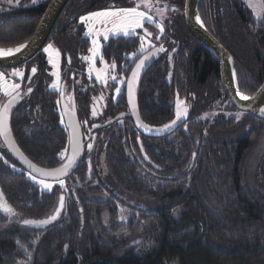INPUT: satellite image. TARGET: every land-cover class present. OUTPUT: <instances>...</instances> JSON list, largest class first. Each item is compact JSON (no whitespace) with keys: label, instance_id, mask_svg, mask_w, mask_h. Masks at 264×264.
<instances>
[{"label":"trees","instance_id":"trees-1","mask_svg":"<svg viewBox=\"0 0 264 264\" xmlns=\"http://www.w3.org/2000/svg\"><path fill=\"white\" fill-rule=\"evenodd\" d=\"M184 1L157 3L166 8L158 18L164 32L157 40L158 29L149 26L156 58L136 96L140 121L149 128L169 124L183 101L188 112L175 131L144 136L131 119H122L109 127L106 153L98 159L86 154L64 188L50 193L27 179L0 141V203L16 213L0 210V264H264V120L230 117L240 112L222 89L218 61L188 32ZM127 2L69 0L49 44L76 49L82 33L63 31L94 8ZM45 7L16 8L11 15L0 9V48L27 42ZM197 7L206 30L233 59L236 86L253 96L264 80V20L249 15L241 0H199ZM88 45L82 41L84 52ZM161 45L164 51L156 52ZM139 46L137 37L112 38L102 56L120 72L122 63L133 65L126 57ZM66 90L73 99L72 87ZM45 95L38 96L39 112L33 106L30 116L17 113L8 124L20 152L53 169L62 163L67 135L57 123L55 93ZM119 100L110 115L127 110L124 88ZM61 196L56 222L43 230L23 223L49 217ZM118 206L128 212L127 221Z\"/></svg>","mask_w":264,"mask_h":264},{"label":"flooded vegetation","instance_id":"flooded-vegetation-1","mask_svg":"<svg viewBox=\"0 0 264 264\" xmlns=\"http://www.w3.org/2000/svg\"><path fill=\"white\" fill-rule=\"evenodd\" d=\"M24 1L26 0H22L21 3L14 2L12 4H9L7 0H0V9L7 10L8 12H10L8 14L11 15L14 12V9L16 8L28 9L26 8L27 3H25ZM28 1L29 0H27V2ZM121 5L123 6L125 4H121ZM122 6L121 7L112 6V8H123ZM244 8L247 10V12L250 15L251 13L248 7L246 6V4ZM79 18L76 20L75 24H73L75 25V27L72 29V31L68 30L66 32L64 31L62 32L65 35H68V33L70 32V34L72 35L74 34L75 36H80L82 33L81 39L80 40L76 39L74 41V43L76 44V49L72 48V50L65 52L63 51L65 50V47L63 45L60 46V49L62 47L64 48V49L62 48L63 49L62 51H59L57 48L54 47L58 51L61 60V65L59 69V79L57 80L58 83L57 86L60 89L59 91L56 89H51L52 88L51 85L53 83V77L51 76L52 71L47 63L46 56L41 51L22 66L8 70L0 69V73H5L6 74L5 77L8 80H10V83H19L21 85L20 89L18 90L20 95L17 98V101L15 102L16 106L10 114L11 118L17 113H24V112L28 113L30 116L33 106H34L33 113L35 114L39 112L41 108L39 105L43 104V101L41 99L39 100L38 96L39 95L42 96L43 94L45 95V93L48 92L55 93L54 105L56 106L55 112L57 114V123L64 129L67 135L66 148L62 151L64 153V159L62 160V162L65 161L68 155V148H69V136L64 121V117L66 115L69 116L71 115L72 120L79 125L78 139H79V143L83 148L82 159L86 154H90L91 158L98 159L103 153H106V151L110 146V138H111L109 127H111L113 124L103 129H96L92 132H90V130L92 129V127H98L105 124L107 121L114 118L117 114L124 113L123 111H118L114 114H111L112 115L111 116L110 115L112 109L111 107L115 106L117 102L120 101L119 96L122 93L123 88L125 93L126 79L132 67L137 62V60L146 53H148L150 49L155 47L151 37L149 38L150 41L149 43L152 44V46L151 45L148 46L146 51H144L141 54L139 52V48H140L139 46L137 51L130 53L126 57L130 65L135 60L133 65L130 67V69L127 63L126 64L122 63V69L119 72L116 65L114 74H116L119 78L123 77L124 80L120 94L116 99H114L111 96L112 84L108 83L106 85H98L94 82L93 79H89L85 76L86 63L84 62L82 57H84L88 53L90 48V41L88 40L87 37L83 36L84 27L81 24H79ZM83 40H87L89 44L85 52L82 49ZM109 40L105 43L104 42L102 43V47L100 50V56L103 58L104 61L106 60L102 56V48L104 45H106L109 42ZM60 53H64V54L61 55ZM133 54H136L135 58H132ZM33 68H36V72L34 74L32 73ZM128 69L129 71L127 75H125V72ZM14 70L22 71L24 73L23 78L12 77V76L10 77L8 74H11ZM29 77H31V79H29ZM67 86L69 88L72 87L74 92L73 94L74 100L72 98L70 99V92L69 90H66ZM29 88H31V92L28 91ZM61 91H63L64 93L63 96H61ZM68 92L69 94H67ZM8 100L9 97L7 96L5 97L2 96V98L0 97V107H2V105L5 104V102ZM124 101L126 104V99ZM127 110L125 112H127ZM74 111L76 114V121H75V117L72 116ZM94 111L96 115H93ZM68 121H69V117L68 120L66 119V122ZM89 144L92 145L91 149L88 148ZM66 149L67 151H65Z\"/></svg>","mask_w":264,"mask_h":264},{"label":"snow or ice","instance_id":"snow-or-ice-1","mask_svg":"<svg viewBox=\"0 0 264 264\" xmlns=\"http://www.w3.org/2000/svg\"><path fill=\"white\" fill-rule=\"evenodd\" d=\"M9 4L13 3V0H7ZM18 3L19 0H16ZM33 3H36V0H32ZM156 3H159V0H156ZM248 6L253 9L254 14L257 15L258 19L264 20V15H261V13H264V2H257L252 3L251 0H249ZM154 5L152 0H136V4L133 7H124V8H110L107 10L102 11H96L93 13H90L88 16H82L80 18L81 23H85L86 26V36L89 37H95L92 39V48L89 49V52L91 53V57H82V59L86 61H91L89 66V72L95 71L96 73V79L98 81L104 80L105 83H107V79L105 78V73L110 72L111 70L116 68V64L113 62L110 66L106 65L104 69L96 70L95 68V60L94 58L100 54V48L101 44L98 39L99 36L103 35L104 41H108L110 36L113 38H119L121 35L126 39H132L138 36L137 29H141L143 31V35H139L140 40V48L139 52L142 54L145 50V44L148 42L146 40L147 37H151L152 33L148 30L147 25H154V27L158 28L160 30V33L163 34L164 28L162 26V23L159 21H155L152 13ZM166 7V5H165ZM157 13L161 16L163 15V8H157ZM196 22L200 25L201 28L204 27V24L200 20V17H196ZM102 26V27H97ZM156 39L159 40L160 36H156ZM25 44H20L17 47H9V48H0V57H9L14 55L15 53H19L21 49L25 48ZM52 48V45H49L44 49L46 53L50 51ZM164 51L163 46L161 45L159 48L156 49V52H162ZM155 53H150L149 55H154ZM58 55V53H57ZM136 54H133L132 58H135ZM149 59V56H144L143 59H140L138 63H136L135 68L132 70L131 77L127 80L128 85V96H129V104L132 105V110L135 113V106L132 103L133 98V83L136 81L140 75V72L145 67V61ZM101 63H104L103 58L101 57ZM49 63L52 65L53 69H57L56 62L50 57ZM36 72V68L32 69V73L34 74ZM5 73H0V91L3 92V94L7 97H9V100L6 104H3L2 107H0V136L5 137L6 142L10 144V148L14 150V152L19 156L22 162L28 164L30 168L33 169V171L39 173L42 177L51 178L52 180H55L59 183L61 188H64V180L61 179V177L68 175L69 171L73 168V166L77 162V157L79 156L80 152V145H79V125L75 123L71 115L69 116V123L68 127L72 130L70 135V145H71V154L67 156L66 162L62 163V165L58 168H55L53 170H44L37 168L34 164H32L30 161L27 160L26 157H24L23 153H20L19 149L15 147L14 142L10 141V130L8 127V113L12 107V105L17 101V98L19 97V89L21 85L19 83H9L5 79ZM51 75L56 76L57 80L59 79L58 71H53ZM12 77H19L23 78L24 73L19 70H14L11 73ZM236 75L235 72H233V79L235 80ZM31 79V77H29ZM112 80H117L116 75L111 76ZM121 82H123L124 78H119ZM53 89L60 90L57 86V83H53L51 85ZM29 92H31V88L28 89ZM116 91L119 93L121 90L119 88L116 89ZM64 93L61 91V96H63ZM235 95L239 98L240 101H249L254 99L255 97H250L243 92L239 90L237 87V90L235 92ZM59 103V101H58ZM183 101H177L176 104V114L175 119L172 120L169 124L163 125L162 128L157 129L158 132H163L166 129H169L177 124V122L187 114L188 109L187 107L181 108V105L183 104ZM260 114L264 116V108L260 109ZM93 115H96L95 111L93 112ZM215 115V113H213ZM241 113L235 114V120L239 121L241 119ZM137 123L139 127H142L145 131H149V126L147 124H143L139 121V116L137 115ZM92 145L89 144L88 148L91 149ZM142 150V149H141ZM67 151V149L65 150ZM62 160L64 159V153H61ZM147 159V157H145ZM7 164L8 162L5 161ZM34 179V177H30ZM37 183H39L43 188L51 190L52 186L51 184L45 182L44 179L38 180ZM0 201H3V193H0ZM59 208L55 210V213L53 215H50L47 219L42 220H33V219H25L23 223L25 225H31L36 227H43L51 223L52 221H55L58 218V215L60 213V210L64 206V197L61 196L59 198ZM0 210L4 211L9 216H14L16 213L11 209V207L7 206L6 202L0 203ZM121 211H124L121 209ZM123 218V217H122ZM19 243V242H18ZM29 258H31V253H28Z\"/></svg>","mask_w":264,"mask_h":264},{"label":"water","instance_id":"water-1","mask_svg":"<svg viewBox=\"0 0 264 264\" xmlns=\"http://www.w3.org/2000/svg\"><path fill=\"white\" fill-rule=\"evenodd\" d=\"M198 1L199 0H185L184 1V21H185V25H186L188 32L190 33V35L192 36V38L196 42H198L201 46H203L206 50H208L218 61L221 86H222V89H223L228 101L230 102L231 106L236 111H238L240 113L250 114L256 118L264 120V116H262L260 114V109L264 108V80H263L262 84L260 85V87L255 92V94L253 96H251V97H255L254 99L249 100V101H240L239 100V98L235 95V92L237 90V86H236V81L233 79V72H234L233 59L230 56V54L225 50V48L220 44V42L216 38H214L206 30L205 27L201 28L200 25L196 22V17L199 16L198 15V7H197ZM68 2H69V0H50L48 2V4H46V7L44 8V12H43V14H42V16L38 22V25H37L32 37L27 42L24 43L26 45V47L21 49V51L19 53H15L12 56H9L6 58H0V69L8 70V69H14V68H17L19 66H22L23 64H25L26 62L31 60L37 53L42 51V49L44 48V46L48 42L50 35L52 34V31H53L60 15L62 14V12L65 9ZM150 53H155V49L150 50L148 53H146L145 55L140 57L136 62V63H138L139 60L143 59L144 56H149V59L147 61H145V67L140 72L138 79L136 81H134V83H133L132 103L135 106V113L132 110V105L129 104L127 80L129 77H131L132 70L135 68L136 63L132 67V69H131V71H130L127 79H126V83H125V99H126V104H127V108H128L127 112L117 114L114 118L107 121L105 124H103L101 126L92 127L90 132H92L96 129L106 128L112 124L117 123L118 121H120L122 119L129 118V119H131L134 127L137 129V131L140 134H142L144 136H149V137H163V136L169 135L170 133L175 131L178 127H180L183 124L184 118L182 117L177 122L176 125H174L173 127L169 128V129L164 130L163 132H158L157 129H159V128H149L150 129L149 131H145L142 127L138 126L137 115L139 116V114H138L136 96L138 93L140 81H141L145 71L147 70L149 65L152 63V61L156 58L155 54L149 55ZM7 102L8 101H6L5 104ZM15 105H16V103H14L12 105V107L8 113V123L10 120V114H11ZM67 116L69 117V115H66L64 117V121H65V126H66L67 131H68V136H69L68 155H70L71 154L70 135H71L72 130L68 127L69 121L66 122V119L68 120ZM72 116L75 117V121H76L75 111L73 112ZM139 121H140V118H139ZM8 127H9V124H8ZM9 130H10V128H9ZM9 139H10V141L14 142L12 139L11 133H10ZM0 141L3 145V147L6 149L7 153L10 155V157L28 175H30L31 177H34L35 179H38V180L44 179L45 181H54L55 182V180H52L51 178L42 177L39 173L33 171V169L30 168L28 166V164L22 162L21 159L19 158V156L14 152V150H12L10 148V144L8 142H6L5 137L0 136ZM79 145H80V149H79L80 154L77 157V162L73 166V168L69 171L68 175L61 177V179H63V180H65V179L69 178L71 175H73V173L77 169V166L80 164V162L82 160L83 148H82L80 143H79ZM15 147H16V144H15ZM24 157H26V156H24ZM27 160L30 161L28 158H27ZM194 160H195V154H193V156H192L190 168L193 167ZM30 162L32 164H34L32 161H30ZM65 162H66V159L62 163H65ZM62 163H61V165H62ZM61 165H59L58 167H60ZM35 166L39 169H44V168H41L37 165H35ZM58 167H56V168H58ZM53 169H55V168H53ZM53 169H44V170H53ZM59 206L60 205L58 204L57 208H59ZM55 210L51 215H53L55 213ZM62 210H63V208L60 210L58 218L60 217ZM47 218H45V219H47ZM57 219L55 221H52L48 225L43 226V227H36V226H31V225H26V226L28 228H31V229L43 230V229L47 228L49 225L56 222Z\"/></svg>","mask_w":264,"mask_h":264},{"label":"rangeland","instance_id":"rangeland-1","mask_svg":"<svg viewBox=\"0 0 264 264\" xmlns=\"http://www.w3.org/2000/svg\"><path fill=\"white\" fill-rule=\"evenodd\" d=\"M21 1L22 0H19V2L21 3ZM50 0H36V3H33L32 2V0H29L28 2H27V0L26 1H24L25 3H27V5H26V8H33V7H37V6H44V5H46V4H48V2H49ZM153 1V0H152ZM242 2H244L245 4H246V6L248 7V9H249V11H250V13H251V15H252V17L253 18H255V19H258L257 18V15L256 14H254V12H253V9L252 8H250L249 6H248V3H249V0H241ZM17 3L16 2V0H13V3ZM251 2L252 3H257V2H263V0H251ZM135 4H136V0H128V2H127V4L126 5H123L122 7L124 8V7H133V6H135ZM153 5H154V7H153V9H152V15H153V17H154V20L155 21H159L160 19H158L159 17H162L160 14H158L157 13V11H156V9L157 8H163V7H158V5H157V3H155L154 1H153ZM112 8V7H111ZM107 9H110V8H94V9H92V10H90V11H88V12H86V13H84V14H82L81 16H80V18L82 17V16H88L90 13H93V12H96V11H102V10H107ZM164 9V11H163V14H165V11H166V8H163ZM261 15H263V13H261ZM80 18H79V24H81L83 27H84V34H83V36H85V37H87L88 38V40L90 41V48H92V39L93 38H95V37H89V36H86L85 35V33H86V31H87V29H86V26H85V23H81V20H80ZM149 26H152V27H154V25H147V23H146V27H148V30L151 32V33H153V31L152 30H150V27ZM97 27H102V26H97ZM156 28V27H155ZM158 29V28H157ZM158 31H159V36H160V30L158 29ZM140 32V33H139ZM137 33L138 34H140V35H143V31L141 30V29H137ZM157 35V36H158ZM122 36V35H121ZM123 37V36H122ZM152 37V36H151ZM151 37H147L146 38V40L148 41L146 44H145V50L144 51H146L147 50V48H148V46H152V44H150L149 42V38H151ZM110 38H113V37H111L110 36ZM109 38V39H110ZM137 38H139V35L137 36ZM98 39H99V41H100V44H101V47H102V43L104 42H107V41H104V39H103V35H101V36H99L98 37ZM49 45H51V44H49V40H48V42L46 43V45L44 46V48L42 49V53L46 56V58H47V63H48V65L50 66V68H51V71L53 72V71H58V74H59V69H60V65H61V60H60V56H59V53H58V51L53 47V45H52V48L50 49V51L48 52V53H46L45 51H44V49L46 48V47H48ZM89 48V49H90ZM100 50H101V48H100ZM57 53H58V55H57ZM86 56H88V57H91V53L88 51V53L84 56V57H86ZM52 58L55 62H56V64H57V69H53V67H52V65L49 63V58ZM84 60V59H83ZM94 60H95V68H96V70H101V69H104L105 68V66L106 65H108V66H110L111 64H109V63H107L106 61H104V63H101L100 61H101V56H100V54L98 55V56H96L95 58H94ZM84 62L86 63V73H85V76L87 77V78H89V79H93L94 80V82L96 83V84H98V85H106V84H112V88H111V96H112V98H114V99H116L117 97H118V95L120 94V92L118 93L117 91H116V89L117 88H119L120 90H121V88H122V86H123V82H121L120 81V79H119V77L116 75V74H114V70L115 69H113V70H111L110 72H106L104 75H105V78L107 79V83H105L104 82V80H100V81H98L97 79H96V73H95V71H93V72H89V66H90V62L91 61H86V60H84ZM51 72V73H52ZM10 77H11V74H8ZM112 75H116L117 76V80H112L111 79V76ZM52 77H53V83L55 82V83H57V77L56 76H53V75H51ZM5 79L10 83V80H8L6 77H5ZM52 83V84H53ZM58 84V83H57ZM51 89H53V88H51ZM2 96H4L5 97V95L3 94V92L2 91H0V97L2 98ZM232 116H235V115H233V114H231V116L230 117H232ZM226 117H229V116H227L226 115ZM59 158L62 160V158H61V154H60V156H59ZM27 179L33 184V185H35L41 192H46V193H50V192H53L54 190H60V189H62L61 187H60V185H59V183L57 182V181H45V182H47V183H49V184H51V186H52V188H51V190H48V189H45V188H43L39 183H37V181H38V179H32V178H30V176H27ZM121 209H123V208H121V207H117V211H118V214H119V218L121 219V220H125V221H127L128 220V218H127V211H125V209H123L124 211H121ZM123 217V218H122Z\"/></svg>","mask_w":264,"mask_h":264},{"label":"bare ground","instance_id":"bare-ground-1","mask_svg":"<svg viewBox=\"0 0 264 264\" xmlns=\"http://www.w3.org/2000/svg\"><path fill=\"white\" fill-rule=\"evenodd\" d=\"M0 58H6V57H0Z\"/></svg>","mask_w":264,"mask_h":264}]
</instances>
